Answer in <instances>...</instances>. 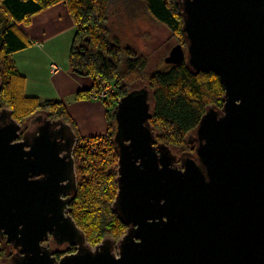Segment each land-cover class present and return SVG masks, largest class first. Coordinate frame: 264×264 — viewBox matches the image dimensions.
Masks as SVG:
<instances>
[{"label": "water", "instance_id": "95a60500", "mask_svg": "<svg viewBox=\"0 0 264 264\" xmlns=\"http://www.w3.org/2000/svg\"><path fill=\"white\" fill-rule=\"evenodd\" d=\"M178 5L185 49L174 45L165 60L216 74L223 106L207 107L193 152L175 165L154 145L148 89L117 101L112 207L127 226L117 242L89 246L69 214L77 189L70 123L46 120L20 139L22 125L0 110V234L20 264H264V0ZM50 237L75 251L56 259L41 244Z\"/></svg>", "mask_w": 264, "mask_h": 264}, {"label": "trees", "instance_id": "16d2710c", "mask_svg": "<svg viewBox=\"0 0 264 264\" xmlns=\"http://www.w3.org/2000/svg\"><path fill=\"white\" fill-rule=\"evenodd\" d=\"M60 1L68 5L75 24L68 56L69 69L77 74H89L94 80L90 88L77 90L76 99L92 97L99 90L98 82L101 80L105 85L116 87L117 91L111 96L115 108L117 101L132 90L131 83L146 74L147 60L143 53L130 45H121L117 34L106 23L109 0H0V61H4L0 110L8 109L20 124L39 110H44L50 119L65 122L71 119L61 100L24 98L19 72L8 58L30 43V38L18 28V24ZM143 1L150 16L182 36L178 0ZM166 57L163 59L165 63ZM6 61L11 64L7 65ZM167 64L166 70L154 69L148 73L152 91L150 126L156 130L159 139L171 147L184 144L192 151L194 142L185 136L194 131L209 105L219 111L222 109L224 89L213 72L192 73L184 62ZM102 99L106 101L107 97ZM27 100L30 105L25 107ZM109 117L115 120L113 114ZM112 130L109 124L105 135L77 138L73 150L75 163L77 158H81L78 164L82 176L71 198L69 214L91 247L106 237L117 242L127 229L112 207L117 191L118 167L113 140L115 130ZM114 164L117 166L115 170L112 169ZM1 243L0 240V248ZM74 251V245L67 249V252ZM62 255L61 252L56 253L57 257Z\"/></svg>", "mask_w": 264, "mask_h": 264}, {"label": "rangeland", "instance_id": "374dc122", "mask_svg": "<svg viewBox=\"0 0 264 264\" xmlns=\"http://www.w3.org/2000/svg\"><path fill=\"white\" fill-rule=\"evenodd\" d=\"M105 17L106 23L117 34L121 45H130L146 57V74L142 78L135 79L131 83V88L132 90L148 89L149 100H151L152 91L149 88L148 73L154 69H168L169 64L165 63L163 59L168 56L170 49L178 43L185 49L182 36L173 33L150 16L143 0H109ZM18 28L30 38V43L25 49L12 53L8 58L19 72L22 96L36 97L40 100H61L70 115L71 119L68 122L77 138L105 135L109 124L114 131L116 122L112 117H109V114H112L114 110L111 96L116 90L115 86L108 87L109 85L103 84V81L99 79V90H96L92 97L76 99V90L84 84L91 87L94 80L89 74H77L69 70L68 56L75 27L68 5L64 1L52 4L31 15L28 20L20 22ZM3 62L0 61V85L2 83ZM6 62L7 65L11 64L9 61ZM51 65H55L57 70L53 71ZM71 75L83 82L78 84V81ZM104 89L107 90L108 95L106 101L99 98V94ZM28 104L30 105L28 100L24 102L25 107ZM38 115H42V118L48 117L44 110L36 111L21 126L20 139L27 131L31 134L35 133L38 127L43 124V121L34 122L32 120L34 116ZM153 131L156 139L159 142H164L159 139L156 130L153 129ZM193 132L187 134L185 138L192 135ZM170 150L171 155L174 156L191 151L184 144L181 146L172 145ZM80 159L77 158V163H75L78 181L82 176L80 175L81 169L79 170ZM115 167H117L116 164L113 165L112 169L115 170ZM1 246L4 248L0 257L1 260L10 263L8 255H14V250L11 246L3 243ZM60 246L59 252L68 254L67 248H65L66 244Z\"/></svg>", "mask_w": 264, "mask_h": 264}, {"label": "flooded vegetation", "instance_id": "af4514ba", "mask_svg": "<svg viewBox=\"0 0 264 264\" xmlns=\"http://www.w3.org/2000/svg\"><path fill=\"white\" fill-rule=\"evenodd\" d=\"M7 112H5L4 111V115L5 116H7ZM42 115H38V116H34V118L32 119L34 122H41V121H43V124L41 125V126H44L45 125V121L46 120H48V121H53V119H50V118H45V116L42 118L41 117ZM6 119V118H5ZM3 117H2V115L0 114V122H2V121H4L5 120ZM60 121H63V120H60ZM21 125H24V124H21ZM40 126V127H41ZM54 126V125H53ZM52 126V127H53ZM56 126H58L59 127V125H55V128H58V127H56ZM39 128V127H38ZM38 130V129H37ZM37 130H36V132H37ZM63 134L65 135V136H68L69 135V129L68 128H66V127H64L63 129ZM35 132V133H36ZM35 133H30L29 131H27V133L25 134V136H27V137H31L32 135H34ZM154 137H155V134H154ZM189 137H191V135H189ZM189 137H187V139L189 138ZM192 142H194V141H192ZM154 145H156V146H158V145H160V148L161 149H163V150H168L167 152L171 155V150H170V145H168V144H166V143H164V142H159L157 139H156V137H155V139H154ZM194 145V144H193ZM195 146V145H194ZM189 152H193V150L192 151H189ZM159 153V152H158ZM185 153H187V152H184V153H181L179 156H174V155H171L172 157H174V159H175V161H174V164L175 165H178L179 164V162H180V159H181V157L185 154ZM74 173H75V180H76V184H78V179H77V177H76V172H75V170H74ZM66 196H64V198H65ZM69 206H70V204H69ZM0 240H1V242L3 243V244H5V245H9V246H11L12 247V249L14 250V255H11V254H7L8 256H9V259H10V263H6V261H2L1 260V258H0V264H20V257H21V253H20V251H19V249L17 248V247H14L11 243H9V242H7V240H6V238H5V236H3V235H1L0 234ZM41 244L45 247V248H48L49 249V251L52 253V255H54L55 256V258L56 259H58L59 257H57L56 256V253H58L59 252V248H61V246L60 245H62V244H57L56 242H55V240L53 239V238H49V239H47V240H45V241H43V242H41ZM68 248H70V246H68ZM67 248V249H68ZM3 246H1V248H0V257H1V255H2V253H3ZM67 253H71V252H67Z\"/></svg>", "mask_w": 264, "mask_h": 264}, {"label": "built area", "instance_id": "2783aa9c", "mask_svg": "<svg viewBox=\"0 0 264 264\" xmlns=\"http://www.w3.org/2000/svg\"><path fill=\"white\" fill-rule=\"evenodd\" d=\"M51 69L54 71V70H57V68H56V66L55 65H51ZM108 87H110V86H108ZM97 96H98V94H97ZM108 95H107V90L106 89H104L100 94H99V98H105V97H107Z\"/></svg>", "mask_w": 264, "mask_h": 264}, {"label": "crops", "instance_id": "0c3cea01", "mask_svg": "<svg viewBox=\"0 0 264 264\" xmlns=\"http://www.w3.org/2000/svg\"><path fill=\"white\" fill-rule=\"evenodd\" d=\"M74 27H75V24H74ZM22 51V50H21ZM70 70V69H69ZM71 71V70H70ZM72 76V75H71ZM73 77V76H72ZM74 78V77H73ZM75 80L78 81V84H81L83 81H81L80 79H77V78H74ZM92 83V82H91ZM78 84H74V85H78ZM73 85V86H74ZM92 86V85H91ZM85 88H90V85L89 86H86L85 84L80 88V89H85ZM79 90V89H78ZM77 92V90H76ZM69 123V122H68ZM72 127V126H71ZM72 129V128H71Z\"/></svg>", "mask_w": 264, "mask_h": 264}]
</instances>
